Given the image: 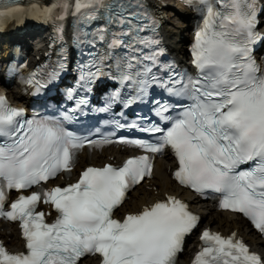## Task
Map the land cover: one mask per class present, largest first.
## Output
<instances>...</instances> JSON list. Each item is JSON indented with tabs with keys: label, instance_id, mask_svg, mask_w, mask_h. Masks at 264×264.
Segmentation results:
<instances>
[{
	"label": "snow or ice",
	"instance_id": "1",
	"mask_svg": "<svg viewBox=\"0 0 264 264\" xmlns=\"http://www.w3.org/2000/svg\"><path fill=\"white\" fill-rule=\"evenodd\" d=\"M197 10L202 19L190 49L196 74L190 75L160 62L156 21L143 0H52L44 6L35 0L27 6L0 0V27L27 14L56 24L62 40V22L71 16L73 42L83 56L76 67V87L66 90L75 107L59 117L35 112L29 117L0 92V219L18 222L24 242L16 252L0 242V264H79L88 255L97 256L99 264H176L185 237L199 221L182 200L168 195L114 218L128 190L153 175V156L165 148L175 157L171 175L180 185L218 194L220 209L242 214L264 234V68L252 55L264 41L256 31L257 3L198 0ZM62 71L64 64L57 61L50 71L30 73L25 83L35 95ZM104 77L120 87L96 111L148 103L164 126L143 116L144 127L105 122L137 128L149 139H91L69 131L64 123L89 104L88 94ZM112 143L145 154L129 156L120 165H89L75 182L42 187L58 176H70L82 148ZM11 190L18 195L6 208ZM41 203L54 209L51 222L37 210ZM199 240L191 264H264V256L236 232L224 236L205 228Z\"/></svg>",
	"mask_w": 264,
	"mask_h": 264
},
{
	"label": "bare ground",
	"instance_id": "2",
	"mask_svg": "<svg viewBox=\"0 0 264 264\" xmlns=\"http://www.w3.org/2000/svg\"><path fill=\"white\" fill-rule=\"evenodd\" d=\"M166 5L162 9L166 12L165 19L163 21V30L164 35L167 38V43L171 47V51H181L184 49V42L187 38V31L189 28L188 20L190 18V11L183 6H179L174 0H164ZM262 24L260 28L264 27V17L261 20ZM170 36V37H169ZM179 36V39L175 43L173 40ZM189 36V35H188ZM39 40L36 38L34 43H37ZM8 96L14 98L15 91H8ZM84 155L83 153L81 154ZM108 155H113L117 157V161L121 159L125 152L118 148H109L107 151H102L99 155L92 154L90 159L93 162L99 164L102 161L106 160ZM82 165V163H81ZM168 165H171V161L168 157H163L156 159L153 165V175L149 181L141 182L129 193V199L125 201L121 207L120 211H136L140 208L141 205L150 203L155 198L162 197L163 193H171L178 195L182 198H185L190 203L191 207H199V212L203 214L204 223L208 224L214 230H220L223 233H227L231 229H235L243 239H245L252 247V249L259 250L264 256V245L257 238V236L248 228L246 223L239 218L237 215L227 213L225 211H216L212 206H207L203 203L197 204V201L190 196L188 192L176 186L173 181L169 178L167 172ZM80 167V166H79ZM77 167V169L79 168ZM8 236H10V241L7 242V235H1L4 238V241L7 245L19 246V240L14 236L13 227L10 226L7 228ZM187 250L184 249L183 253ZM187 256L184 254L178 259L179 262L186 264ZM82 262H87L89 264L95 263L91 258H85ZM79 264H83V263Z\"/></svg>",
	"mask_w": 264,
	"mask_h": 264
}]
</instances>
